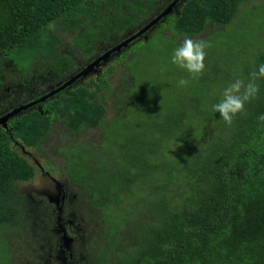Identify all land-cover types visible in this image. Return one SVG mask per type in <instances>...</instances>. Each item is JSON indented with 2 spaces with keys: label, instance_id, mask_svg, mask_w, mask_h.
<instances>
[{
  "label": "trees",
  "instance_id": "1",
  "mask_svg": "<svg viewBox=\"0 0 264 264\" xmlns=\"http://www.w3.org/2000/svg\"><path fill=\"white\" fill-rule=\"evenodd\" d=\"M81 1L0 0L1 72L8 61L22 66L31 61L42 66L36 70L45 75H65L72 48L78 45L65 50L63 38L68 41L77 35L68 37L62 31L85 29L94 37L85 19L96 15V2L85 11L78 7ZM157 1L106 0L107 18L93 24L108 30L120 25L129 29L141 21L139 11L148 12L141 18L148 17ZM245 2L258 24L239 35L233 19ZM161 24L155 37L166 50L178 46L175 36L198 34L207 25L214 28L208 35L211 46L206 49L205 69L197 79L176 65L174 69L181 73L163 72L165 60L139 65L134 50H127L121 73L124 84L131 83L130 104L138 123L149 120L153 131L148 137L146 133L135 136L133 150L114 155L126 156L124 164H114L111 152L102 146L86 149L89 156H96L85 164L100 169L89 168L83 175L91 176V184H97L100 192L94 195L92 185L70 177L94 199L72 193L66 200L70 227L82 246L77 263L264 264V120L260 119L264 86L231 125L213 111L237 72L246 75L252 64L258 65L257 70L264 64V0H186L178 16H169ZM229 24L234 29L220 49L212 36H224V30L216 27L225 29ZM238 38L236 54L230 52V45ZM152 40L149 37L142 48ZM97 52L84 48L81 59L87 61ZM112 72L108 61H100L90 72L91 82L78 78L69 94L60 93L47 105L13 116L7 132L0 127V264H47L49 254L46 239L34 230L40 231L42 219L38 224L33 217L47 205L43 208L16 185L33 177L35 167L11 142L37 148L52 128V117L69 133L100 125L105 108L97 96L114 91ZM182 78L189 80L186 86L178 84ZM170 96L185 99L188 109L179 108ZM113 180L120 181L115 198L106 188ZM93 210L100 212L103 221L98 232L91 230ZM35 235L42 243L33 242ZM14 241L25 247L26 258L17 257Z\"/></svg>",
  "mask_w": 264,
  "mask_h": 264
},
{
  "label": "rangeland",
  "instance_id": "2",
  "mask_svg": "<svg viewBox=\"0 0 264 264\" xmlns=\"http://www.w3.org/2000/svg\"><path fill=\"white\" fill-rule=\"evenodd\" d=\"M93 2H96L94 4L96 6L94 8L96 15L93 17V19L86 17L85 23L91 24V26H89L88 28V31L93 33L94 37L92 38L90 35H88L89 33L84 29L72 35H77L74 39H69L67 41L66 38H63L64 42L66 43V47H64L65 50H67L68 47L72 48L73 45H78L72 48L73 50L71 52V57H76L78 52L82 53L84 48H91L95 51H99L101 48H109L111 46H114L119 41L126 39L129 34L136 31L143 23L142 22L138 26L131 27L129 29L123 27V25L112 28L111 30L101 29L98 27L99 24L93 23H101L104 21L103 19L107 18L110 9L105 6L106 0H82L79 3L78 7H81L85 11H87L89 9V5ZM165 3L166 0H160L159 3H156V5H158V7L160 8ZM182 7L183 4H175L173 6V14L179 15ZM249 7L250 4L249 2H247L246 5H241L238 8V12L233 19V21L235 22L234 28L237 27V31H241L243 29H247L249 26H255L258 24H256L255 18H252L253 11L247 10ZM139 13L140 14L138 16H146L148 12L144 13V11H139ZM161 26L162 25L156 27L154 33H152L154 27L149 29L145 33V35L149 34V37H153V40L147 47L142 48V40H134L129 44L127 42V44L125 45V47L127 48L122 50L120 53L114 56L111 55L106 60H101L104 61L102 64L108 61V66L114 68V72H112L111 74V76L113 77L112 83H115L114 91L112 93H105V96L109 98V113L113 115L116 112L117 114L121 115L125 111L129 110L128 120H122L117 122L116 124H113L112 126L107 128L105 132V141L103 142L102 147L103 150L111 152L114 164H124V158L126 156L114 157V155L123 153L124 151L133 150L134 143L136 141L135 136H139L141 132V129L137 126L139 121L138 114L132 109H129L131 105L129 104L128 99L130 100L131 96H127V90H120L123 87L121 83L122 76L120 74L121 66L122 64H124L123 58L126 59L127 50H134V55H137L139 65L148 61H154L157 63L162 59L167 62V65L163 69V72H165V70H170L175 73H181V70L174 69V64L171 63V55L173 49L168 48L166 50L161 48V40L158 37H155V33L160 30ZM216 28L224 30L223 33H226L224 36H212L213 41H215L219 45L218 48L223 49V39L230 37V32H232L231 29H234L233 25L229 24L225 29L223 27ZM253 28L255 27H250L249 29L251 30ZM77 29L79 28L77 27ZM213 30V27L207 26L202 34L197 35L198 39H195L196 36H183L178 38L177 44L179 45L180 43H182L184 38L186 37L195 40H204L207 42L209 37L208 35L211 34ZM242 34L243 31L239 32V35ZM240 44L241 41L240 38H238L230 45V47H232L230 52L233 51V53L237 54L240 48ZM28 57L29 56H26L24 57V59H27ZM34 59L36 60H34L35 62L40 61L39 58L34 57ZM25 63L26 62H24V64ZM14 64L15 65H12L11 61L7 62V67L12 69L11 74L13 72L17 74L21 73L20 75L28 78L32 76V68H43L39 64H34L31 61H28L25 66H22L18 62H14ZM133 64H136V62ZM239 65L242 67V63H239ZM257 66L258 65L252 64L250 67V71L246 75H242L240 72H237L233 76L234 79L239 78L247 83L250 79V73L256 71ZM89 75L90 73H85L81 76L87 78ZM146 75L150 77L152 74L151 72H148ZM129 81L131 82V80ZM7 82L8 84L10 83V85L14 84V82L11 81L10 77H7ZM256 83L259 85V88H263L264 79L262 80V82L261 79H258ZM127 84L128 88H130L131 83L127 82ZM170 97L175 101L179 108L188 109V103L185 99L181 98L180 96ZM125 98L127 99V103ZM50 101H44L43 104L47 105ZM118 108H123V111H118ZM52 120H54L52 128L47 134H45L46 137L38 145V147L36 146L37 148L33 146H22L21 144H19L22 147L21 148L11 142L12 148L15 149L20 155H22L29 163H31L35 167L33 177L24 182H17L16 185L20 191L25 192L27 195H29L37 204H42L43 208L47 205L46 209L43 210V212L41 211L40 216L39 214H37V212H33V217L38 224H41L42 219V230L39 231L38 228H35L34 230L38 235L43 236L48 243V252L52 255L51 262L49 264H76L79 253L81 251V245L78 238L76 237V235L74 236L72 234L73 236H70L66 233L65 238L62 242L60 231H55V228L57 229L59 227L60 229L59 220L63 222L66 218H68V207L66 204H63L61 209L58 210L57 208L51 206L49 200L50 198H52L50 197V195L54 196V194H61L63 197L69 198V195L74 193L77 195H82L88 200L94 202V199L89 197L86 191L80 190L77 184H74V182L70 181V177L78 182H85L84 184L86 186L92 185L94 195L100 192L97 184H91V182L93 181L90 180L91 176L83 175V171L89 168L94 171L100 169L99 166H87L85 162L87 160L91 162L92 158L96 156L95 154L89 156L86 149L92 148L94 144H97L101 140L103 136V129L101 127L89 128L86 132H83V134L76 135L64 131L62 123L57 122V120H55L53 117L51 118V121ZM143 131L148 137L153 131V128L146 125L143 128ZM77 141H81L80 145L83 148L80 145H74ZM135 154L136 152L131 155ZM36 162L38 163V165L36 164ZM113 181L114 183H109L110 185L106 186V188L112 193V196L115 198L119 194L117 185L120 184V181ZM97 203L103 204L102 202ZM58 213L60 214V216H57ZM92 225V231H100L103 225L100 212L93 210ZM81 228L82 231L85 230L84 227ZM33 242L42 243L41 239L37 235L34 236ZM13 251L17 254V257L21 259H24L27 256L25 247L19 241L13 242ZM65 251L68 252V258L65 257Z\"/></svg>",
  "mask_w": 264,
  "mask_h": 264
},
{
  "label": "clouds",
  "instance_id": "3",
  "mask_svg": "<svg viewBox=\"0 0 264 264\" xmlns=\"http://www.w3.org/2000/svg\"><path fill=\"white\" fill-rule=\"evenodd\" d=\"M159 1L160 0H158L156 3H159ZM172 1L173 0H166V3L163 5L164 8L162 10H160V9L163 6L159 8L158 5H156V10L146 18H141V16H140L141 21L139 23H137L135 26H138L142 22L143 23L139 26V28L136 31L129 34L126 39L130 38L132 35L136 34L139 30H141L146 24H148L152 19H154L157 15H159ZM185 1L186 0H177L175 2V4H183ZM245 4H247V2H245ZM172 15H175V14H173V7L169 13H167L165 16H162L156 23H154L148 29L143 31L141 34L132 38L128 42V44L132 43L134 40H142L143 42H145L150 36L149 34L145 35V33L153 27L154 28H153L152 33H154V31L156 30V27H158L159 25H162L161 23L163 22V20L169 16H172ZM176 16H178V15H176ZM135 26H133V27H135ZM207 26H210V25H207ZM162 28H163V26L160 27V29H162ZM80 31L81 30H79L77 32H80ZM204 31H205V29L198 34H184L181 36H175L176 37V43H178L177 42L178 38L183 37V36H196L195 39H198L197 35L202 34ZM62 32L64 34H66L68 37H70V35H74L76 33V32L69 31V30H63ZM164 32H165V30H164ZM126 39H124V40H126ZM195 39H192L189 37L184 38L183 42L180 43L177 47H175L173 49V52L171 55V63L176 65L178 68L185 70L190 75V77L192 79H197L203 73V71L205 69L204 61H205V58L207 55L206 49L211 46L210 43H208L204 40H195ZM200 39H202V38H200ZM124 40H121L118 43H116L114 46L109 47V49L105 50L103 53H101L98 56L97 53L101 49H105L108 47L101 48L96 54L93 55V57H91L87 61H84L83 59H81V53L80 52L77 53L76 57L72 56L71 61H69V65L71 67L67 70L68 71L67 72V78L69 80L66 82V84L69 85L71 82L73 83L76 79L83 77L81 75H83L85 73H90L92 71L93 67H95V65H93V63L98 58L105 56V54L107 52H109L111 49H113L115 46H117L119 43H121ZM125 48H127V47L123 46L119 50H115L112 53H110L105 59H101V60H106L111 55L114 56V55L120 53ZM126 59H128L127 55H126ZM101 62L103 63L104 61H101ZM91 65H93V66H91ZM78 68H81L82 71H80L79 73L74 75L73 72ZM120 74L122 76L121 83L123 85V87L120 90H124V91L127 90L128 91L127 96H130L131 91L128 89V86L124 84L125 78L123 76L125 74H123L121 72H120ZM93 75L94 74H92V76ZM260 78H264V64H261L258 67L257 71H253L252 73H250V79L248 80L247 83H245L244 80L239 79V78L235 79L234 82H230L228 84V86L223 89V91L221 93V99L219 100V102H217L216 104L213 105V111L219 113L220 117H222L223 120L228 125H231L233 122V118L237 114H239L245 110L246 103L250 102L251 100H253L254 98H256L258 96L260 88H259V85L256 83V81ZM70 80H72V81L69 82ZM188 83H189L188 79L182 78L178 81V84L180 86H186ZM64 86L65 85H62L57 90L61 89ZM112 86L114 87L115 83H112ZM98 94H99V96H97V98L99 99L100 103L104 106L105 110H104L103 120L101 121L100 125L97 126V127H101L103 129V136L97 144H94V146H96V147L102 146L103 142L105 141V132H106L107 128H109L113 124H116L119 121L128 120V111H129V110L125 111L121 115L117 114L116 112H115V114L111 115L109 113V108H108L109 98L107 96H105V93H98ZM128 101L130 104L129 99H128ZM126 103H127V99H126ZM118 109H119L118 111H123V108H118ZM129 109H132L134 112H136L132 105ZM18 114H16V115H18ZM10 118H12V117H9L7 119V121ZM260 119L264 120V115H262L260 117ZM7 121L5 122V124L7 123ZM146 125L152 127V124L149 120H147L145 123H138L137 124V126L141 129L140 134L144 133L143 128ZM63 127H64V125H63ZM89 128H96V127L84 126V130L81 133H71V134L81 135V134H83V132H86ZM64 131L69 132L65 129V127H64ZM80 143H81V141H77L74 145L75 146L80 145ZM14 144H16V142H14ZM16 145L20 146L19 144H16ZM84 147H86V146H84ZM79 242H80V240H79ZM80 245H81V242H80ZM81 248H82V246H81ZM77 261H78V259H77ZM77 261H76V264H78Z\"/></svg>",
  "mask_w": 264,
  "mask_h": 264
},
{
  "label": "flooded vegetation",
  "instance_id": "4",
  "mask_svg": "<svg viewBox=\"0 0 264 264\" xmlns=\"http://www.w3.org/2000/svg\"><path fill=\"white\" fill-rule=\"evenodd\" d=\"M107 49L109 48L101 49L97 53L98 56ZM11 64L15 65L14 62H11ZM3 70H4L3 72L0 71L1 72V82H0V115L1 116L2 114L4 115L7 112L14 109L15 107L20 106L22 104H28V105L25 110L19 112L20 114H24L26 112L35 110L39 106L43 105L44 101H50L56 99L60 96V93L69 94L70 90L76 87L73 85L76 80L73 83L71 82L69 85L66 84V82L69 80L67 78L68 71L64 73L65 75L56 74L54 72H48L47 73L48 75L47 74L45 75V73H42V71H37L36 68H32L31 69L32 76L28 78L19 74L12 75L13 74V73L11 74L12 69L7 67V65L3 67ZM7 77H10L11 81L14 82L13 85H10V83L8 84ZM92 77H93L92 73H90V75L87 78L85 77V79L86 81L89 80V82H91ZM62 85L65 86L57 90L56 92H53L48 95L49 97L52 98L44 96L47 93L60 88ZM9 120L5 125L0 124V127L4 131H7L10 128ZM36 164L38 165L37 162ZM50 197H52L49 200L51 206L57 208L58 210L61 209L63 204H66V200L68 198V197H63L61 194L60 195L54 194V196L50 195ZM57 216H60V214L58 213ZM59 223H60V229L59 227L57 229L55 228V231L56 232L60 231L62 242L65 238L66 233L70 236L77 235V233L74 232V230H72L70 227L72 224L70 222L69 215L68 218H66L63 222L59 220ZM42 228H43V224H42ZM42 228L40 230H42ZM51 257L52 255L49 253L47 255V264L51 262ZM65 257L66 258L69 257L67 251H65Z\"/></svg>",
  "mask_w": 264,
  "mask_h": 264
},
{
  "label": "water",
  "instance_id": "5",
  "mask_svg": "<svg viewBox=\"0 0 264 264\" xmlns=\"http://www.w3.org/2000/svg\"><path fill=\"white\" fill-rule=\"evenodd\" d=\"M177 0H173L159 15H157L154 19H152L148 24H146L141 30H139L136 34L132 35L130 38L126 39L125 41L119 43L117 46H115L113 49H111L109 52H107L105 54V56H102L100 58H98L93 65H96L101 59H105L110 53H112L115 50H119L121 47L125 46L127 44V42H129L132 38H134L135 36L141 34L143 31H145L146 29H148L150 26H152L154 23H156L162 16H165L167 13L170 12V10L172 9V7L174 6L175 2ZM91 65V66H93ZM72 80H70L69 82H71ZM56 90H53L51 92H49L48 94L44 95V96H48L49 94L56 92ZM28 104H22L20 106L15 107L14 109H12L11 111H9L8 113L4 114L3 116L0 117V124L5 125V122L7 121V119L9 117H13L14 115H16L17 113H19L22 110H25L27 108Z\"/></svg>",
  "mask_w": 264,
  "mask_h": 264
}]
</instances>
